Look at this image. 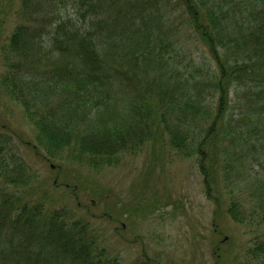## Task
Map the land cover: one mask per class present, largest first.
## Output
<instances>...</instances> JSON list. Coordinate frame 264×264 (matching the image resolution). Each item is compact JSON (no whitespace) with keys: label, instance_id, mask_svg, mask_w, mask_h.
I'll return each mask as SVG.
<instances>
[{"label":"trees","instance_id":"trees-1","mask_svg":"<svg viewBox=\"0 0 264 264\" xmlns=\"http://www.w3.org/2000/svg\"><path fill=\"white\" fill-rule=\"evenodd\" d=\"M16 2L0 0V99L23 109L34 157L99 170L167 146L197 156L218 212L220 183L250 177L264 209V0ZM10 132L0 119V264H121L85 218L46 210ZM241 205L226 214L242 221ZM249 253L264 257V239Z\"/></svg>","mask_w":264,"mask_h":264},{"label":"rangeland","instance_id":"rangeland-1","mask_svg":"<svg viewBox=\"0 0 264 264\" xmlns=\"http://www.w3.org/2000/svg\"><path fill=\"white\" fill-rule=\"evenodd\" d=\"M17 22L10 14L6 35ZM193 51L201 65L209 60L200 45ZM0 119L19 140V152L29 151L46 210L61 207L74 219L85 218L98 244L121 264H258L264 259L249 253L257 238L264 239V209L251 177L230 187L220 183L214 190L224 215L206 194L196 155L186 157L166 146L155 154L148 148L124 156L118 165L99 170L67 161L59 167L21 145L23 137L33 140L35 133L20 105L0 99ZM255 172L264 176L260 165ZM66 182L76 184L77 197ZM232 198L242 204V221L226 214Z\"/></svg>","mask_w":264,"mask_h":264}]
</instances>
